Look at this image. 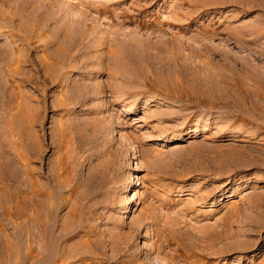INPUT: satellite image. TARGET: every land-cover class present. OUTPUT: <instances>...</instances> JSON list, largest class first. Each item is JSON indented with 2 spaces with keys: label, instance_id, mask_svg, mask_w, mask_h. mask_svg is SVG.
Masks as SVG:
<instances>
[{
  "label": "rangeland",
  "instance_id": "obj_1",
  "mask_svg": "<svg viewBox=\"0 0 264 264\" xmlns=\"http://www.w3.org/2000/svg\"><path fill=\"white\" fill-rule=\"evenodd\" d=\"M0 264H264V0H0Z\"/></svg>",
  "mask_w": 264,
  "mask_h": 264
},
{
  "label": "bare ground",
  "instance_id": "obj_2",
  "mask_svg": "<svg viewBox=\"0 0 264 264\" xmlns=\"http://www.w3.org/2000/svg\"><path fill=\"white\" fill-rule=\"evenodd\" d=\"M67 81H68V80H67ZM183 135H184V134H183ZM179 137L181 138V136H179ZM180 138H179V139H180ZM179 139H178V140H179Z\"/></svg>",
  "mask_w": 264,
  "mask_h": 264
}]
</instances>
